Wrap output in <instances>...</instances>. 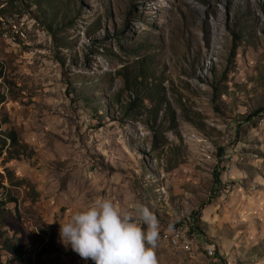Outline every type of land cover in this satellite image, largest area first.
<instances>
[{
	"label": "rangeland",
	"instance_id": "374dc122",
	"mask_svg": "<svg viewBox=\"0 0 264 264\" xmlns=\"http://www.w3.org/2000/svg\"><path fill=\"white\" fill-rule=\"evenodd\" d=\"M263 112L264 0H0V264H94L59 222L97 196L157 264H264Z\"/></svg>",
	"mask_w": 264,
	"mask_h": 264
},
{
	"label": "clouds",
	"instance_id": "9594fccd",
	"mask_svg": "<svg viewBox=\"0 0 264 264\" xmlns=\"http://www.w3.org/2000/svg\"><path fill=\"white\" fill-rule=\"evenodd\" d=\"M59 225L60 243L94 264H157L160 222L143 202L97 196Z\"/></svg>",
	"mask_w": 264,
	"mask_h": 264
},
{
	"label": "trees",
	"instance_id": "16d2710c",
	"mask_svg": "<svg viewBox=\"0 0 264 264\" xmlns=\"http://www.w3.org/2000/svg\"><path fill=\"white\" fill-rule=\"evenodd\" d=\"M235 38L236 39L238 38V36L236 34H235ZM236 49H237V47L235 45L234 46V49H233V52H235ZM233 55H234V53H233ZM247 119H248V121H250L252 119V117H249ZM4 135L6 136L5 138L0 137V141L2 143V147H0V156L3 153V149L8 145V143L10 141V147H11V149L9 148V153H10V156L9 157L10 158H13V157L14 158H19L22 152L19 149V147H21V146H20V141H19V138H18V133L16 132V130H10V131L4 132ZM219 177H220V174L219 173H216V180H217V182H220ZM1 187H3L2 184H0V188ZM215 195L216 194H214V195H212L210 197V200L208 201V203L202 204L201 209H204L205 206H207L215 198ZM9 201H13V200H9ZM5 204H6V202L3 201V200L0 202V206H4ZM199 215H200L199 212H197L195 215H193V220L190 223L192 233H194V234H202L201 233V229H200V224L202 222L200 220V216ZM13 250L14 249L12 247H9L8 248V252L11 253V254H12ZM19 250H20V252H22V249L21 248ZM225 264H227V263H225Z\"/></svg>",
	"mask_w": 264,
	"mask_h": 264
},
{
	"label": "bare ground",
	"instance_id": "6f19581e",
	"mask_svg": "<svg viewBox=\"0 0 264 264\" xmlns=\"http://www.w3.org/2000/svg\"><path fill=\"white\" fill-rule=\"evenodd\" d=\"M264 113V112H263ZM4 201V200H3ZM182 227V226H181ZM180 227V228H181ZM181 229H179L178 231H179V234L181 233V231H180ZM186 232V231H185ZM186 234V233H185ZM160 238V237H159ZM162 239V238H161ZM214 247H212V248H209L208 249V254H209V256H214L215 255V249H213ZM230 264H232V263H230Z\"/></svg>",
	"mask_w": 264,
	"mask_h": 264
}]
</instances>
